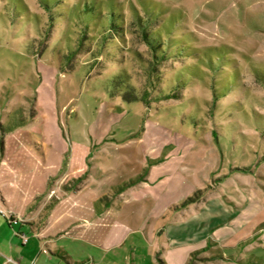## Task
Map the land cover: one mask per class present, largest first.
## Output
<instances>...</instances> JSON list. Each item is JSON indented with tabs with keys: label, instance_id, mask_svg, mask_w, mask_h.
<instances>
[{
	"label": "rangeland",
	"instance_id": "rangeland-1",
	"mask_svg": "<svg viewBox=\"0 0 264 264\" xmlns=\"http://www.w3.org/2000/svg\"><path fill=\"white\" fill-rule=\"evenodd\" d=\"M0 143L76 264H264V0H0Z\"/></svg>",
	"mask_w": 264,
	"mask_h": 264
},
{
	"label": "crops",
	"instance_id": "crops-1",
	"mask_svg": "<svg viewBox=\"0 0 264 264\" xmlns=\"http://www.w3.org/2000/svg\"><path fill=\"white\" fill-rule=\"evenodd\" d=\"M1 162L0 158V163ZM5 190H9V192L12 190L9 181L0 183V202L3 204L4 208L14 216L17 214H24L23 211L29 205H22L20 209L15 208V210H13L12 207H15V205H12L11 202L2 198ZM209 202L210 201L207 203ZM215 202L218 204V208L221 209L222 205L218 201ZM203 209L204 207H202L200 211L206 210ZM215 213H217V211H215ZM192 217H195V215ZM198 224L200 225V223ZM51 227V219L46 217V222L39 227L33 222L24 221L21 222L18 227L13 228L9 227L7 219L0 215V264H76L72 261L71 256L68 255L66 250L54 246V239H52L51 235L48 237L43 236ZM26 228H30L32 231L37 232L29 236L27 235ZM15 230L26 233L28 237L26 243L23 244L20 238L14 234ZM185 232L187 233L186 230ZM87 245L88 244H85V246ZM133 263L134 262H132V264Z\"/></svg>",
	"mask_w": 264,
	"mask_h": 264
},
{
	"label": "trees",
	"instance_id": "trees-1",
	"mask_svg": "<svg viewBox=\"0 0 264 264\" xmlns=\"http://www.w3.org/2000/svg\"><path fill=\"white\" fill-rule=\"evenodd\" d=\"M51 21V20H50ZM148 22H149V20H147ZM50 27H52V24H50L49 25ZM112 26V25H111ZM139 26L142 28V36H143V38H144V41H145V43H146V45H149V43H148V37H149V35H148V33H147V31H146V29H145V27H143V25L141 24V22H140V24H139ZM51 34V33H50ZM77 50V49H76ZM150 50L153 52L152 53V58H153V60H155L156 62H159L160 61V55L158 54V55H155V49L150 45ZM74 52V51H73ZM76 52V51H75ZM154 61V63L156 64V62ZM152 78H153V75H152ZM152 80V79H151ZM152 81H155V79H153ZM168 91H170V90H168ZM175 92L176 91H172V92H168V93H165L164 95H162V96H158V97H155L156 99H154V100H152L153 102H155V101H157V99H161V98H176V96H178V95H175ZM170 93V94H169ZM176 93H178V92H176ZM147 94L145 93V94H143V95H141L140 97H135V96H133L132 94L131 95H128V96H126V97H124V98H126V100L127 101H141V102H143V103H145L146 105H147V107H148V103H147V101H148V99H147V96H146ZM172 96V97H169V96ZM175 96V97H174ZM158 100V101H159ZM149 108V107H148ZM0 145H1V143H0ZM7 223H8V226L9 227H12L11 226V224L9 223V221L7 220Z\"/></svg>",
	"mask_w": 264,
	"mask_h": 264
},
{
	"label": "built area",
	"instance_id": "built-area-1",
	"mask_svg": "<svg viewBox=\"0 0 264 264\" xmlns=\"http://www.w3.org/2000/svg\"><path fill=\"white\" fill-rule=\"evenodd\" d=\"M0 215L5 217L9 221V223L13 228L18 227V225L22 222L19 218H17V216H14L6 208H4L1 202H0ZM14 234L20 238L23 244L26 243L28 238L26 233L15 230Z\"/></svg>",
	"mask_w": 264,
	"mask_h": 264
}]
</instances>
